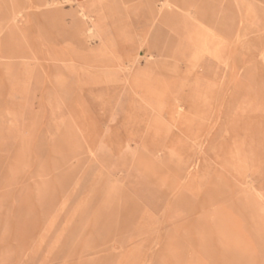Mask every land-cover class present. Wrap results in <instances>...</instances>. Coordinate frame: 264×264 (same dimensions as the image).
Instances as JSON below:
<instances>
[{
	"label": "rangeland",
	"instance_id": "obj_1",
	"mask_svg": "<svg viewBox=\"0 0 264 264\" xmlns=\"http://www.w3.org/2000/svg\"><path fill=\"white\" fill-rule=\"evenodd\" d=\"M142 3L0 0V264H264V0Z\"/></svg>",
	"mask_w": 264,
	"mask_h": 264
},
{
	"label": "crops",
	"instance_id": "obj_2",
	"mask_svg": "<svg viewBox=\"0 0 264 264\" xmlns=\"http://www.w3.org/2000/svg\"><path fill=\"white\" fill-rule=\"evenodd\" d=\"M39 2H41V0H38ZM78 1V0H77ZM82 1V3L86 6V7H93L92 5H94L93 3H100L101 4V8L103 10V16H104V20L103 23L104 25L107 27L106 33H105V37H107V41L111 42V41H136V37H134V33L135 31H137L138 33V37H141L142 34V30L143 28L146 26L148 27L149 24H147V14H145V12H143L144 10H147L148 7H143V3L142 0H80ZM132 1V3H131ZM127 2L129 4H127ZM125 5V6H124ZM94 8V7H93ZM120 10H125L127 12H131L129 14L130 19H134V22L132 24H128L126 23V19L119 18L118 17V21L122 20L123 22H117V23H109L106 24L105 19H106V11L108 12V16L109 18H113L115 16V14L113 12L115 11H120ZM94 11V10H91ZM143 12V15H142ZM126 18V16H125ZM144 18V20L142 19ZM137 20V21H136ZM139 21V22H138ZM151 25V24H150ZM131 27L130 30H122L120 32V30L118 31V35L122 36L125 35L123 33H128V36H132L134 37V39H110L109 37H111V35L113 36V30H111L109 27ZM110 32H112V34H110Z\"/></svg>",
	"mask_w": 264,
	"mask_h": 264
},
{
	"label": "bare ground",
	"instance_id": "obj_3",
	"mask_svg": "<svg viewBox=\"0 0 264 264\" xmlns=\"http://www.w3.org/2000/svg\"><path fill=\"white\" fill-rule=\"evenodd\" d=\"M27 1H29L31 4H32V6H34V7H36V6H38L41 2H39L38 0H27ZM103 1V0H102ZM38 4V5H37ZM30 7V6H29ZM20 10V9H19ZM12 13V19H14V20H16L17 18H18V16L22 13V11H18V12H16V11H13V12H11ZM93 13V15H95L94 14V12H92ZM88 15L86 14V13H81V17H87ZM90 33H93L94 34V32L93 31H91L90 30ZM96 33V32H95ZM95 36H98V37H100V34L98 35V33H96V35ZM73 61V60H72Z\"/></svg>",
	"mask_w": 264,
	"mask_h": 264
}]
</instances>
